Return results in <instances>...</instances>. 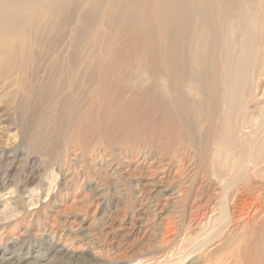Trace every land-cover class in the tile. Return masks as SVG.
<instances>
[{
    "label": "bare ground",
    "instance_id": "obj_1",
    "mask_svg": "<svg viewBox=\"0 0 264 264\" xmlns=\"http://www.w3.org/2000/svg\"><path fill=\"white\" fill-rule=\"evenodd\" d=\"M38 1L0 0V85L5 83L11 87L20 83V74L23 72L20 68L23 66H20L19 59L31 55L26 45L29 44L31 35L33 38L38 31L39 36H37L40 38L53 31H59L62 35L71 31L72 38L70 42L68 41L70 46L67 45L72 51L70 55L67 54L69 56L67 57L68 60L72 59L69 63L74 64L71 65V69L73 70V66L77 68L78 64L80 65L78 62L81 59L80 56H82L80 46L84 44V35L88 29L91 30L90 24L88 25L86 21L91 20L93 26L97 28L100 26L102 27L100 29L105 31L103 36H98L97 43H92L93 46H91L92 61L99 77L96 75L95 78L91 77V80L95 79L98 82H94V87H90V90H96L97 95L107 96V98L103 97L101 103L104 114L100 119L98 118L97 123V127L103 130V135L104 130L111 133L109 135L111 137L116 133L119 134L122 126L124 124L126 126V123L130 121V124L136 123L164 143L166 150L172 152V155L168 156L166 153L167 162L159 157L152 159L149 169L145 172L150 178L143 183V186L154 189L151 191L154 192L157 190L158 182L161 181H156V174L162 173L165 177H170L174 171L172 164L177 165V174L173 178H178L185 186L184 191L187 193L189 202L193 197L198 206L195 207L197 214L192 216L195 225L206 224L204 222H207L208 213L211 212L212 198L207 193L208 187L213 184L211 178L221 183L223 188H228L233 181L240 180L241 186L235 187L237 189L233 192L230 203L229 213L234 220L233 227H235L232 231L243 227H253L255 223L253 224L254 217L252 216H260L259 218L264 216V120L260 122L261 119H257L258 115L257 117L253 115L259 110L264 113V104L262 105L264 98V0H91L86 2L85 0H51L46 6L44 5L47 10L45 12H48L49 17L54 18V20L48 18L49 24L40 23L39 18L33 15L34 6ZM84 3L86 7H83ZM101 41H104L102 48L99 46ZM19 47H22L23 55ZM53 50L49 51V54ZM58 60L57 62L55 60L56 64ZM41 69L43 71V68ZM29 72L28 75H30ZM79 73L81 74L80 71ZM12 76L14 78L10 79ZM54 77L50 76L51 79ZM45 84L44 81L43 85ZM64 88L62 87L63 90ZM90 90L85 88V92H91ZM58 94L55 97L59 96ZM45 100L48 99L43 101ZM257 100L261 101L257 103ZM253 102H256L255 105ZM95 106L97 107L96 104L92 106L93 109ZM80 114L78 112V115ZM74 121L73 118L72 123ZM126 133L128 131L124 130L122 134H124V140L129 142L130 139H128L129 136L126 137ZM164 152L163 149L159 153L162 155ZM93 156L97 164L104 161L109 171L118 167H114L112 155L106 150L99 149L93 153ZM245 164L255 167L250 171L254 174L258 173L261 178L248 179V176L244 175L245 172L242 173ZM201 172H206L207 179L202 177ZM251 172L246 173L251 175ZM169 179L168 181H171ZM181 192L178 193L181 195ZM175 236L173 234L172 238Z\"/></svg>",
    "mask_w": 264,
    "mask_h": 264
},
{
    "label": "rangeland",
    "instance_id": "obj_2",
    "mask_svg": "<svg viewBox=\"0 0 264 264\" xmlns=\"http://www.w3.org/2000/svg\"><path fill=\"white\" fill-rule=\"evenodd\" d=\"M50 1L39 0L34 6L33 15L39 18L38 21L43 22L42 24H49L48 18L54 20L45 12V6ZM83 7H86L85 3ZM86 22L93 30L88 29L84 35L78 69L73 66L72 70L71 65L74 64L69 63L72 59L68 60L72 51L68 43L72 38L71 31H67V34L65 32L66 36L59 31H53L45 35L47 39L45 36L38 37V31L33 38L31 35V42L26 45L31 55L19 59L20 66H23L20 68L23 71L20 72V83L11 87L5 83L0 85V264H264V216H252L255 224L251 228L243 227L232 231L235 227L229 213L230 203L233 192L241 186L240 180L233 181L231 187L223 188L221 183L211 178L213 184L208 187L207 192L212 198L211 212L208 213L207 222H204L206 224L195 225L192 216L197 214L198 206L193 197L189 202L184 191L185 186L178 178H173L177 174V165L172 164L174 174L170 177H165L162 173L156 174V181H162L158 182V193L157 190L151 192L154 189L143 186L150 178L145 172L149 169L151 161L159 157L167 162L166 153L168 156L172 155V152L166 150L165 144L136 123L130 124V121L113 137L105 130L103 135V130L97 127L98 118L104 114L101 103L103 97L107 96L101 97L97 95L96 90H90V87H94L93 83L98 82L91 80L98 76L92 61L91 46L92 43H97L98 36H103L105 31L101 30L100 26H93L91 20ZM88 33L90 35L87 36ZM52 36L55 37L54 40ZM87 37L92 40H87ZM103 43L104 41L99 42L101 48ZM19 49L23 55L22 47ZM51 50L53 51L49 54ZM46 58L49 59L48 62ZM74 69L77 71L73 72ZM50 76L55 77L51 79ZM65 76L68 79L64 78ZM31 79L32 82L34 80L33 83ZM44 81L47 86L43 85ZM103 81L105 83V80ZM42 85L47 88L44 89ZM84 87L91 92H85ZM57 94L59 96L55 97ZM44 99L48 100L44 102ZM259 101L261 100L256 102ZM256 102H253L254 105ZM94 103L97 107L93 109ZM78 112L81 114L78 115ZM254 113V116L258 115V120L261 119L260 122L264 120V113L260 110ZM73 118L75 121L72 123ZM124 130L128 131L125 135L129 136L130 143L124 140ZM99 149L108 151L112 155L114 167H118L109 171L104 161L99 164L94 162L96 159L94 160L95 156L92 155ZM163 149L165 152L162 157L159 152ZM253 168L255 167L245 164L242 173L245 172L244 175L246 174L248 179L261 178L258 173L250 171ZM246 172H251V175ZM201 174L207 179L206 172ZM133 175L135 177H132ZM178 192H181V195ZM193 194L192 192V196ZM173 234L176 236L172 238Z\"/></svg>",
    "mask_w": 264,
    "mask_h": 264
}]
</instances>
